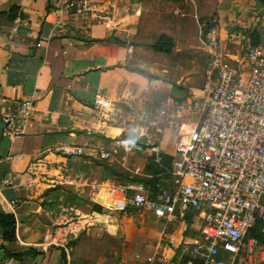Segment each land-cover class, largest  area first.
<instances>
[{
    "label": "crops",
    "instance_id": "1",
    "mask_svg": "<svg viewBox=\"0 0 264 264\" xmlns=\"http://www.w3.org/2000/svg\"><path fill=\"white\" fill-rule=\"evenodd\" d=\"M214 14L219 51L244 55L227 46L235 42L241 49L245 39L226 36L234 26L227 0H90L80 15L54 12L50 0H0V100L8 101L0 102V214L15 218L13 241L3 239L0 227V264H61L62 251L70 264L68 250L80 257H87L85 248L90 255L95 251L99 203L111 199L103 193L97 198L90 186L127 181L110 179L119 150L99 161L89 148L107 147L126 131L117 110L147 82L155 87L131 68L144 71L146 58L187 57L195 48L192 33L208 62L198 22ZM162 35L173 40L170 54L150 47ZM161 75L179 79L167 71ZM95 94L108 99L110 108L94 109ZM23 100H31L34 110L22 134L14 136L4 130L2 117L15 115ZM77 146L87 149L84 155L72 154Z\"/></svg>",
    "mask_w": 264,
    "mask_h": 264
},
{
    "label": "built area",
    "instance_id": "2",
    "mask_svg": "<svg viewBox=\"0 0 264 264\" xmlns=\"http://www.w3.org/2000/svg\"><path fill=\"white\" fill-rule=\"evenodd\" d=\"M50 2L54 12L80 15L89 10L90 0ZM200 39L210 50L194 101L200 119L178 136L170 169L155 177L145 175L144 181L90 189L97 198L103 193L111 199L103 205L96 198L107 210L139 211L189 225L196 235L184 243L185 264H264V243L251 234L257 229L264 236V52L251 45L238 57L220 52L221 33L215 25ZM92 105L101 112L111 106L100 94L94 95ZM33 110L31 100L21 101L15 115L2 117L4 130L21 135ZM128 146L125 139H113L107 147L89 148V156L105 161L121 148L127 152ZM86 150L77 146L72 154L84 155ZM150 152L159 164L160 147L152 145ZM146 261L159 264L152 256Z\"/></svg>",
    "mask_w": 264,
    "mask_h": 264
},
{
    "label": "rangeland",
    "instance_id": "3",
    "mask_svg": "<svg viewBox=\"0 0 264 264\" xmlns=\"http://www.w3.org/2000/svg\"><path fill=\"white\" fill-rule=\"evenodd\" d=\"M227 1L234 26L230 25L225 30L226 36L229 38L230 34H242L245 38L242 40L241 49H237L235 42L228 44L227 41V46L234 54L245 52L253 31L264 50V0ZM259 2L263 4L262 8ZM210 18L212 22L217 21V14L199 19L200 28L203 27L201 23ZM191 36L189 41L195 44V48L190 49L187 57L179 58L177 54L167 56L166 59L146 58L143 69L146 73L152 72L151 75L156 77L147 79L149 82L153 81L155 87H150L147 82L146 87L141 89L142 93L130 97L129 104H124L117 110L118 115L125 119L127 130L113 139H125L129 146L127 152L119 149L117 162L111 168L113 177L110 179L114 178V183L136 182L145 175H150L152 168L149 161L152 159L156 164L155 156L150 152L152 145H158L162 155L173 158L174 144L178 136L199 122L200 117L194 108V101L207 61L198 37L195 33ZM134 70L135 68H131V72ZM166 71L174 73L179 79L174 82L163 78L161 73ZM133 92L135 90H132V95L135 94ZM167 99L171 100L169 105L166 104ZM161 167L164 172L169 170ZM102 210V216L98 217L95 251L90 255L89 249L85 248L81 253L87 254V257H80L71 255L72 252L68 250V258L73 261L70 264H149L146 262L147 256H152L153 261L159 264H185L182 254L184 243L196 235L189 225L184 227L178 222L169 223L139 211L117 214L104 207Z\"/></svg>",
    "mask_w": 264,
    "mask_h": 264
},
{
    "label": "trees",
    "instance_id": "4",
    "mask_svg": "<svg viewBox=\"0 0 264 264\" xmlns=\"http://www.w3.org/2000/svg\"><path fill=\"white\" fill-rule=\"evenodd\" d=\"M215 25V22H212V18H210L208 21L205 22V25L203 26V33H206L211 27ZM251 37V45L256 46L259 41L256 33H252L250 35ZM151 49L154 52L163 53V54H170L173 49V40L169 36H160L155 43H153L151 46ZM132 72L139 73L143 75L148 80L156 79V77L142 71V70H134ZM161 162L159 164H154L153 160L151 159L149 161V166L152 168L151 174L152 176H156L158 174L164 173V170L161 166L166 167L170 169V163L172 160V157H168L161 154ZM166 165V166H164ZM140 181H144L141 179ZM149 185L153 187L154 181L149 180L146 181ZM187 222L189 224L190 222V215L187 216ZM0 227L2 230V237L5 241H13L15 239V218L12 214H6L2 213L0 214ZM254 237H256L260 242L264 243V236L261 235L257 229L253 230L251 233ZM61 264H67L66 256L64 251L61 252Z\"/></svg>",
    "mask_w": 264,
    "mask_h": 264
},
{
    "label": "water",
    "instance_id": "5",
    "mask_svg": "<svg viewBox=\"0 0 264 264\" xmlns=\"http://www.w3.org/2000/svg\"><path fill=\"white\" fill-rule=\"evenodd\" d=\"M259 4L262 6L263 4H261V2H259Z\"/></svg>",
    "mask_w": 264,
    "mask_h": 264
}]
</instances>
